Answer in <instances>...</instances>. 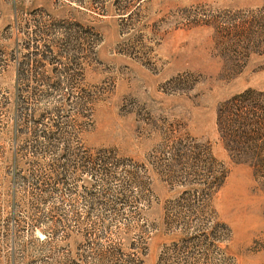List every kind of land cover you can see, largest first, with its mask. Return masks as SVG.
I'll return each mask as SVG.
<instances>
[{"label":"rangeland","instance_id":"rangeland-1","mask_svg":"<svg viewBox=\"0 0 264 264\" xmlns=\"http://www.w3.org/2000/svg\"><path fill=\"white\" fill-rule=\"evenodd\" d=\"M246 90L264 0H0V264H264Z\"/></svg>","mask_w":264,"mask_h":264},{"label":"trees","instance_id":"trees-1","mask_svg":"<svg viewBox=\"0 0 264 264\" xmlns=\"http://www.w3.org/2000/svg\"><path fill=\"white\" fill-rule=\"evenodd\" d=\"M71 1L81 5L86 2V0ZM98 1L106 3L107 0H88L91 3ZM263 103L264 101L260 99L255 100L253 90H246L232 97L219 108V125L228 136L232 144L230 146L233 150L244 154L253 151L243 160L252 162L259 169L264 168V155L256 152L264 150V111L261 108ZM103 169L101 165L100 170Z\"/></svg>","mask_w":264,"mask_h":264}]
</instances>
